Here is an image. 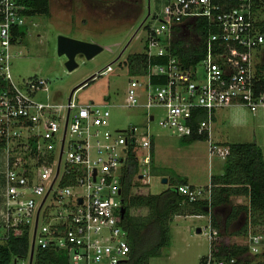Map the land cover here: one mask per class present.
Returning <instances> with one entry per match:
<instances>
[{"label":"built area","instance_id":"obj_1","mask_svg":"<svg viewBox=\"0 0 264 264\" xmlns=\"http://www.w3.org/2000/svg\"><path fill=\"white\" fill-rule=\"evenodd\" d=\"M155 1L141 24L145 54L165 62H149L144 75L128 80L122 106L143 108L147 128L159 110L158 125L179 138L191 135L197 111L204 112L203 119L196 117L199 134L210 133L223 108L264 111V87L257 91L255 72L264 20L256 0ZM196 21L207 24L205 55L185 67L172 54V42L177 29ZM26 22L20 0H0V248L27 240L26 254L13 256L12 264H127L121 180L131 148L138 177L149 179L152 135L148 129L139 135L136 127L111 131L108 104L80 106L74 94L56 99L47 78L16 81L13 59L22 53H14L21 38L15 31ZM111 71L107 66L98 75ZM217 152L226 156L228 149ZM177 191L189 202L210 200L209 189L182 185ZM204 235L211 240L218 231L209 226ZM243 239L251 254H259L264 227L249 224ZM234 263L212 255L205 262Z\"/></svg>","mask_w":264,"mask_h":264},{"label":"rangeland","instance_id":"obj_2","mask_svg":"<svg viewBox=\"0 0 264 264\" xmlns=\"http://www.w3.org/2000/svg\"><path fill=\"white\" fill-rule=\"evenodd\" d=\"M141 1L142 10L134 19V15L121 14L123 10L121 7L118 14L104 12V7L102 8L101 4H95L94 0H50L51 16L37 17L32 19V23L30 20L26 22L29 35L26 39L17 40L14 53L20 51L22 54L16 55L13 59L12 75L16 81L34 76L49 79L52 92L59 91L60 99L64 102L69 99L75 87L95 76L86 86L76 91L74 101L80 106L108 104L111 131L136 127L138 134L141 135L148 129L149 133L156 137L157 150L167 151V147L164 148L165 142L178 143V141L176 136L158 125L161 112L152 111L156 119L147 128L143 108L133 109L122 106L126 85L131 78L127 60L130 56L145 53L147 35L140 24L148 12V7L154 12L157 4L155 0ZM259 18L264 20V14H260ZM187 31L188 29H184L183 37L190 34ZM59 36L97 45L102 48V51L90 60L77 55L75 61L78 67L72 73H68L65 67V56L57 54ZM258 62H264V50L256 58V63ZM107 66H110L112 71L99 76L98 74ZM216 115L217 119L212 122L210 129L214 140L232 144L255 142V135L258 136L259 131L256 129L258 123L248 109L240 106L231 110L224 108ZM237 120H240V126H237ZM254 130H256L255 135ZM205 142L198 144L202 150L205 149L204 151L207 147ZM3 154V150L0 149V158ZM165 166L170 167L166 164ZM214 174H216L215 170ZM147 187L141 179L136 177L132 194L148 195L150 193ZM162 187L160 180H151L149 191L158 193ZM232 201L235 203L236 198ZM226 213L227 208L221 210L220 216L224 217ZM130 214L132 217H142L147 215V210L132 209ZM243 218L242 215L240 222L232 226L230 230H239L242 225L244 226ZM209 222V216L200 219L180 217L174 220L170 231L172 238L170 248L163 249L158 257L151 258L149 264H205L210 257V239L204 235L209 230ZM197 229H200L201 233L197 234ZM243 238V236L238 237V245H247ZM203 258L205 260L202 262ZM213 260L217 259L213 258ZM244 260L250 261V264H264V244L260 245L259 254L250 253L248 257H244Z\"/></svg>","mask_w":264,"mask_h":264},{"label":"trees","instance_id":"obj_3","mask_svg":"<svg viewBox=\"0 0 264 264\" xmlns=\"http://www.w3.org/2000/svg\"><path fill=\"white\" fill-rule=\"evenodd\" d=\"M50 0H20L24 6V15L49 17ZM95 4H101L104 12L117 13L119 7L123 10L121 14L134 15V19L140 15L141 4L139 0H113L102 2L94 0ZM264 0H256L258 14H264ZM118 9V10H116ZM120 13V12H119ZM115 17L114 14H112ZM125 15V14H124ZM264 23V22H263ZM207 24L205 22H195L186 27L190 34L186 37L184 33L174 35L171 52L179 59L185 67L198 64L205 55V40L207 37ZM264 33V27L262 28ZM180 33V34H179ZM25 30L20 28L15 31V35L24 36ZM197 41V42H196ZM262 48L258 53H260ZM131 77L142 76L146 73L147 64H164L163 58H151L146 54L133 55L127 60ZM257 91H262L264 87V64L256 63L255 66ZM155 83L156 80L152 79ZM88 81L85 82L87 84ZM4 87V83L0 82ZM204 117V112L197 111L189 124L191 125V135L181 140L182 145H189L198 141H207L209 134L203 131L198 133L197 118ZM228 149L225 161V173L221 176L210 179V200L189 202L186 197L180 195L177 188L187 185L184 180L176 182L170 181V187L158 195H133L132 188L134 180L139 176V164L134 158V151L130 150L127 168L123 172L121 180V195L125 216L122 220V227L128 234L130 246V260L127 264H149L151 258L158 257L162 250L168 248L171 243L169 221L176 214H185L183 206H190L189 214L210 215V225L213 229H220L213 211L220 207L231 204L232 197H247L248 206H233L225 223V228L215 238L210 240V255L215 259H234V264H250L244 260L250 254L246 245L230 244L223 242L222 238H228L232 234L228 232L231 224L240 216L246 218L244 226L236 232L238 237H246L248 225L253 227H264V158L261 147L255 143L226 144ZM153 152H151V159ZM152 161V160H151ZM152 175L156 174L152 169ZM132 209H146L147 215L142 217H132ZM223 228V227H222ZM28 250L26 239L11 240L8 245L0 248V264H12V257L15 255H25Z\"/></svg>","mask_w":264,"mask_h":264},{"label":"crops","instance_id":"obj_4","mask_svg":"<svg viewBox=\"0 0 264 264\" xmlns=\"http://www.w3.org/2000/svg\"><path fill=\"white\" fill-rule=\"evenodd\" d=\"M49 7H50V1H49ZM49 16H51V9H50V15ZM26 17H27V22H28V20H30V22L32 23V19H35V18L41 17V16H26ZM35 25L37 26V24H35ZM140 26H141V24H140ZM23 29L25 30V34L21 38L26 39L27 36L29 35L27 23H26V26L23 27ZM183 31H184V29L181 30L180 33H183ZM257 57H259V53H256V55H255V65H256V58ZM258 64H262V62H258L257 65ZM263 64H264V62H263ZM68 73H72V72H68ZM94 78H95V76H94ZM89 79H88V81H90ZM83 83H85V81ZM83 83H81V84H83ZM84 86H86V84H83L80 88H82ZM50 90H51V87H50ZM76 91L73 94H75ZM51 94H53L54 98H56V99L59 98L61 95V93L59 91L58 92H56V91L52 92V90H51ZM73 94L71 92L69 98H71L73 96ZM225 109L231 110V109H235V107H227ZM221 110H224V108ZM221 110H219V111H221ZM217 113H218V111L216 112V114ZM216 114H215L213 121H216V119H217ZM254 118L256 119V121L258 123L256 126V129L259 130L258 136L255 135L256 130L253 131L254 135H255V138H254L255 142L254 143L261 147V150L263 153V158H264V111L261 110L259 113H257V115H254ZM237 123H238L237 126L241 125L240 120H237ZM242 126L245 127L244 125H242ZM172 135H174V134H172ZM174 136H176V135H174ZM175 138L177 139L178 143L177 142L176 143L175 142H167V143L165 142L164 148L167 147V151H163V150L158 151L157 147H156V137H154V135H152V151L151 152H153V158L151 159L152 161H150V177L148 180L146 178L142 179L140 177H137L138 179H141L143 181V183L148 186L147 188L149 190H150L149 186L151 184V180H155V179L160 180V183L163 186L162 189L158 193H151L148 190L150 195H158V194L162 193L163 191L167 190L170 187V181L176 182V184H177L181 180L186 181L187 185H189L190 187H193V188L197 187V188H203L205 190H208L210 187L211 177L221 176L225 173L226 156H225V154L218 153L217 149L218 148L225 149L226 147H224V145L232 144V143L214 140L212 138L211 133H209V139L206 142L205 141H198V142H194V143L189 144V145H182L181 144V140L184 138H187V137L179 138L178 136H176ZM201 142L207 143L206 151H204L205 149L202 150V148L198 145ZM171 144H175V145L173 146ZM213 147H215L214 150H213ZM160 160L162 162H164V164ZM165 164L169 165L170 167L165 166ZM152 169L155 170L156 174H154V175L151 174ZM214 170H215L216 174H214ZM164 178L167 179L166 184H164L162 182V180ZM233 198L234 199L236 198L235 203H233V201H232ZM248 204H249V200L247 197H240V196L239 197H232L230 205H228L226 207H220V208L215 209L213 211V214H214V216H215V218L219 224V227H220V229L219 230L217 229V231L219 233H221V231L224 230L225 223H226L227 218L230 214L231 207H233V206H248ZM226 208H227L226 215L224 217H221L220 216L221 210H224ZM188 209L190 210V206H183V210L185 211V214L184 215L183 214H176L175 216H173L171 218V220L169 221V224H168L170 231H171V225L174 223V220L179 219L180 217L200 219L202 217L209 216V221H210V215H200V216L192 215V214H189ZM240 218H241V216L231 224L230 228L232 226H234L236 223L240 222L239 221ZM243 219L246 220L245 217ZM209 226H211L210 222H209ZM230 228L228 229V232L231 233L232 235L228 238L227 237L222 238V240H223V242H229L230 244H238L237 243L238 235H236L235 233L238 232L241 228L239 230H230ZM199 233H201V230L197 229V234H199ZM171 241H172V238H171ZM170 246H171V243H170ZM170 246L168 248H165V249H169ZM203 260H205V259L203 258L202 262H203Z\"/></svg>","mask_w":264,"mask_h":264},{"label":"water","instance_id":"obj_5","mask_svg":"<svg viewBox=\"0 0 264 264\" xmlns=\"http://www.w3.org/2000/svg\"><path fill=\"white\" fill-rule=\"evenodd\" d=\"M101 51L102 48L94 44L67 38L64 36H59L57 39V54L58 56H65L66 58L65 67L68 72H72L78 67V64L75 62V58L77 55H81L85 59L90 60L93 59L96 55H98ZM93 78L94 76H92L89 80H92ZM83 84L74 88L72 94L76 90H78ZM162 182L166 184L167 179L164 178ZM125 212H126L125 208H122L121 220L124 219Z\"/></svg>","mask_w":264,"mask_h":264},{"label":"flooded vegetation","instance_id":"obj_6","mask_svg":"<svg viewBox=\"0 0 264 264\" xmlns=\"http://www.w3.org/2000/svg\"><path fill=\"white\" fill-rule=\"evenodd\" d=\"M148 1H149V0H148ZM139 2H140V4H141V9H142V1H141V0H139ZM144 19H145V18H144ZM143 21H144V20H143ZM143 21H142V22H143ZM141 24H142V23H141Z\"/></svg>","mask_w":264,"mask_h":264}]
</instances>
